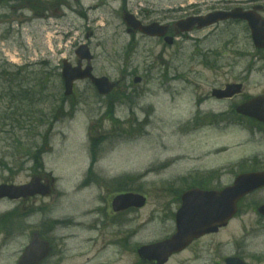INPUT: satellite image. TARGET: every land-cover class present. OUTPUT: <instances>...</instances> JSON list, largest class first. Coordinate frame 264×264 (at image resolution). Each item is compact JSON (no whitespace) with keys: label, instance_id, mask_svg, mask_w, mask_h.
<instances>
[{"label":"rangeland","instance_id":"obj_1","mask_svg":"<svg viewBox=\"0 0 264 264\" xmlns=\"http://www.w3.org/2000/svg\"><path fill=\"white\" fill-rule=\"evenodd\" d=\"M63 1L72 11L61 9L59 0H29L28 5L27 0H0V65L28 78L34 93H41L43 98L35 109L46 116V124L44 120L39 124L37 117L27 119L29 131H21L14 140L0 133V182L28 181L31 173L17 172L16 162L23 161L20 157H26L30 144L42 146L47 150L43 155L46 172L55 178L54 195L46 199L44 212L47 222L59 220L53 229L47 224L52 231H46L55 241V249L74 256L91 257L97 252L100 258L109 256L116 264H134L140 260L136 251L139 245L174 232V212L180 206L183 187L189 183L188 175L195 182L199 178L195 170L200 168L201 175L213 167L220 172H215L210 183L224 187L236 177L235 162L245 164L243 160L254 157L264 161V138H252L239 127L231 125L220 131L206 127L191 136L183 132L184 121L197 99L205 98L212 87L240 78L249 64L254 68L253 93L264 87V50L247 44L242 32L234 47L225 45L229 35L222 34L221 44L215 37L202 46L189 40L173 47L139 39L130 48V36L118 15L120 0H81L85 8L75 0ZM174 4H183V0H174ZM89 7V21L95 20L94 25L79 16V12L88 13ZM58 9L67 12L66 19L56 18L62 14L56 12ZM36 12L51 20L38 19ZM194 35L203 38L204 33ZM78 43L90 45L95 74L120 81L119 90L133 97V102L110 101L115 112L106 114L109 98L98 96L88 81L77 82L75 94L62 100V62L66 59L76 64ZM133 71L143 77L141 83L133 82ZM6 102L0 101V106ZM230 105L231 101L207 99L203 107L224 112ZM48 120L54 123L49 134ZM18 139L26 145L19 144ZM215 147L229 150L209 155ZM7 163L13 166L14 174L17 172L15 176L8 172ZM25 165L26 169L31 166ZM91 165L100 178L95 183L87 174ZM115 179L122 182L110 184ZM119 187L122 190L118 191ZM123 191L146 195L147 205L113 214L112 198ZM261 203L264 189L245 200L226 228L197 240L168 264H212L220 255L225 257L236 250L264 254V217L253 209ZM10 207L0 203V211ZM37 220L38 216L32 221ZM0 221L10 230L23 225L22 220L7 216ZM21 234L15 231L9 237L0 227V264H15L27 242L26 238L19 239Z\"/></svg>","mask_w":264,"mask_h":264},{"label":"flooded vegetation","instance_id":"obj_2","mask_svg":"<svg viewBox=\"0 0 264 264\" xmlns=\"http://www.w3.org/2000/svg\"><path fill=\"white\" fill-rule=\"evenodd\" d=\"M120 2L121 3L117 10L119 12L118 15H120L122 19H124V13L128 12L133 14L143 26L156 25L158 26L157 28L159 31H165L161 36H148L140 30L135 32L126 27L125 29L128 36H130L131 44L137 42L139 39H142L155 40L158 45L173 47L181 41L184 42L190 40L195 45L202 46L208 40L212 39V37H215L216 42L221 44L223 41H221L220 36L222 34H227L229 36H227L224 41L225 45L234 47L240 40L238 36L240 32L244 33V39L247 44H253L249 24L246 20L240 18H228L203 28H200L196 24L189 31H182V27L179 23L194 17H205L209 14L217 12L229 13L236 9H241L240 13L254 12L255 8L258 6H261L260 12L264 16V0H183V4L178 6L174 4V0H136V2H133V0H120ZM59 3L60 6L67 4L66 1L63 0H60ZM102 4L105 5L104 2ZM96 7H98V5H96ZM56 12L59 14L60 9L56 10ZM80 15L94 25L95 20L89 21L88 15ZM122 22L126 26L125 21L123 20ZM87 25L89 26V24ZM184 26L185 25H183V27ZM76 28L79 29V27ZM91 32L93 33V31ZM196 33H204L203 38L195 36L194 34ZM169 37L174 39L173 45L168 44L167 39ZM253 72L254 68L250 66L247 69V73H243L240 78L232 80L233 83H241L243 85L242 92L234 95L233 97L220 100L212 96V91L209 92L208 95H205V98L199 97L190 116L184 121L183 132H185L187 136H191L197 134L206 127H210L214 131H220L223 128L233 125L243 130H247L252 138L257 135H261L264 138V121H259L255 117L244 116L237 113L239 105L250 102L257 96L264 95V87H262L258 93H253ZM120 83L121 82H119V85ZM214 88L217 87H212V90ZM207 99H212L213 101H231V105L228 110L224 112L214 111L211 108L206 110V108L203 107V104ZM228 150V148L218 149L215 147L211 149L208 154L217 155L225 152L227 153ZM245 161L246 170H253L255 162L254 158L246 159ZM241 163L238 161L235 162L236 166L234 165L233 168H235L236 173H239L242 169ZM261 165L264 169V161L261 162ZM200 170V168L195 170L198 171L197 175H199L198 180H195V182H192L193 177L191 174L187 176L189 179L186 177L189 180L187 189L194 187H200L203 189H221V187L217 188L210 183L213 178L216 177L215 172H220L218 169L213 167L204 169L201 175L199 174ZM203 177L207 178L209 182L203 179ZM32 178H40L44 181L46 176L41 172L33 170L31 174V179ZM5 182L12 183L13 181L7 180ZM262 189L257 190L256 192L261 191ZM254 193L250 195H253ZM250 195L242 199L239 203V207L243 206V203ZM45 199L46 197L43 195H35L33 197L20 198L18 200H10L8 198L0 199V202L7 201L14 203L9 210L0 211V217L7 216L13 218L14 220H22L23 222L22 227L19 229H8V236H14L13 233L15 231L23 232L19 239L26 238L27 241L24 248L19 253L15 264L18 263L24 249L31 241L34 231L37 230L41 236L46 234V218L44 216ZM259 205L260 204L254 205L253 209H256ZM36 216H38V220L33 222L32 220L35 219ZM67 253L68 252L65 250H54L49 257L41 259L39 264H71L72 262L73 264H116V262L110 261L109 256L103 255L104 258H100L101 256H99L97 252L92 254L91 257L89 254L74 256L68 255ZM231 256L240 257L249 264H259L260 262H264V254L258 252H252V254L248 255L244 250H236V252ZM227 257L228 256L222 257V255H220L217 260L212 262V264H224ZM54 260H56V263H54ZM131 264H133V262ZM134 264H141V262L140 260H137Z\"/></svg>","mask_w":264,"mask_h":264},{"label":"water","instance_id":"obj_3","mask_svg":"<svg viewBox=\"0 0 264 264\" xmlns=\"http://www.w3.org/2000/svg\"><path fill=\"white\" fill-rule=\"evenodd\" d=\"M232 16L246 19L251 27L256 47L264 48V19L257 13L241 15L234 12ZM226 17L217 14L209 16L207 20H205L206 18H199L197 21L202 27L220 19H225ZM126 21L135 30L141 29L148 35L161 33L155 30V26L141 27L132 15H127ZM169 42L172 43V39ZM76 53L80 58L76 67H73L68 61L64 62L62 76L65 82L66 95L72 94L73 85L76 80L86 78H89L93 82L100 94L105 95L111 92L115 84L111 83L108 77L94 76L91 65H88L85 69L82 68V60L86 59L90 62L93 58L89 47L87 45H81ZM139 80L140 78H136V81ZM240 87V85L230 84L224 90H215L214 95L218 97L232 96L240 90ZM238 111L246 115L254 116L259 120H264V103L262 102L243 104L238 108ZM263 186L264 172H254L241 174L236 178L233 185L221 191H204L198 188L191 189L182 197V206L176 214L175 234L163 241L142 246L139 248L138 253L146 260L156 261L155 264H165L172 254L185 249L194 239L208 233L217 232L220 227L226 226L237 212L238 201L246 194ZM37 192L50 194L51 190L48 185L39 188L38 183H31L19 187L0 185V198L4 196L18 198ZM145 204L146 198L134 193L120 194L113 200V208L115 211L126 210L130 207L140 208ZM258 211L264 215V205L259 207ZM50 250V243L40 240L36 234L24 252L19 264H38L43 257L48 255ZM234 262H238V260L236 258L228 259V264H234Z\"/></svg>","mask_w":264,"mask_h":264},{"label":"trees","instance_id":"obj_4","mask_svg":"<svg viewBox=\"0 0 264 264\" xmlns=\"http://www.w3.org/2000/svg\"><path fill=\"white\" fill-rule=\"evenodd\" d=\"M15 82L17 83L16 87H13L12 85ZM24 83L27 82L23 79L20 72L10 75L4 71L2 78H0V85L2 84L0 99H7L8 101L7 105L0 109V133L9 135L13 140L21 131H29L25 126L27 119L35 118L38 112L33 106L35 96L32 88ZM15 143L18 144L17 142ZM19 144L23 145V142L19 140Z\"/></svg>","mask_w":264,"mask_h":264}]
</instances>
